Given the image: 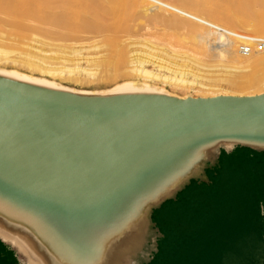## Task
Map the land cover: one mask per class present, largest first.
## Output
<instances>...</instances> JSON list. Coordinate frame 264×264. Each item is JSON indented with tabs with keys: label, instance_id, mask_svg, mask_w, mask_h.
Here are the masks:
<instances>
[{
	"label": "bare ground",
	"instance_id": "bare-ground-1",
	"mask_svg": "<svg viewBox=\"0 0 264 264\" xmlns=\"http://www.w3.org/2000/svg\"><path fill=\"white\" fill-rule=\"evenodd\" d=\"M237 1L248 8L261 6L263 10L259 15L264 17V0ZM164 4L174 9L175 14L198 23L206 21L168 3ZM205 11L211 19L223 22L226 26L241 27L243 24L227 17L224 20L215 11L207 9ZM3 26L13 29L8 33L9 38H18L24 42L30 39L27 31H36L52 38L69 37L81 29H96L90 22L88 13L59 10L50 0H0V29ZM252 31L258 36H264V26H254ZM216 38L218 41L212 42L210 36L200 35L199 42L202 43L204 40L211 48H225L221 49L224 52H220L219 57L229 60L230 63L241 64L237 53L232 50L233 43ZM109 43L112 49L116 47L114 39H110ZM150 55L142 62L138 61L136 66L133 65L132 72L143 74V77L168 81L176 88L184 85L203 87L198 81L199 77L197 80L193 77L192 81H188L187 77H183L185 74L177 76L178 70L174 72L165 68V65L163 67L160 61L154 60ZM125 62L121 53L119 66L125 65ZM260 62L256 60L251 66L256 67ZM148 67H153L156 73L148 71L146 69ZM161 73L171 74L166 77ZM256 80V75L252 74L233 84L243 88L255 84ZM0 81L82 99L120 96L189 99L169 96L153 86L131 82L104 93L78 92L45 79L2 69ZM260 95L264 93L246 97ZM223 96L232 95L212 93L213 98ZM238 144L264 149V138L222 135L182 140L164 146L140 147L123 155L125 165L133 175L117 179L92 178L83 183L77 180H71L72 182L47 180L24 167L8 149H0V237L19 249L30 264H129L131 254L143 240L141 228L149 224L151 207L172 196L192 174L199 172L200 165L211 159L220 147L231 148Z\"/></svg>",
	"mask_w": 264,
	"mask_h": 264
},
{
	"label": "rangeland",
	"instance_id": "rangeland-1",
	"mask_svg": "<svg viewBox=\"0 0 264 264\" xmlns=\"http://www.w3.org/2000/svg\"><path fill=\"white\" fill-rule=\"evenodd\" d=\"M126 1L128 2L118 0H50L54 7L59 10L67 9L79 14L88 13L90 22L96 29H81L69 37L52 36V38L36 31H27L26 34L30 39L24 42L19 41L18 38H9L8 33L13 29L9 26H3L1 27L2 31H0V69L45 79L63 88L78 92L104 93L124 83L131 82L147 84L164 94L180 98H213L212 93H226L229 96L232 95L231 97H246L264 93V51L261 52L257 48H253V54L246 57L239 53L238 46L233 43L232 50L237 53L241 64L230 63L229 60L219 57V53L225 48H211L204 40L202 43L199 42L200 35L210 36L212 42L217 40L200 23L159 8L146 0ZM160 1L230 31L264 38V36H258L252 31L254 26H264V17H260L263 10L261 6L248 8L238 4L237 0ZM205 9L217 12L224 20L227 17L243 24L241 27L226 26L223 22L220 23L211 19ZM7 28L8 31H6ZM110 39L116 41L114 49L111 48ZM121 53H123L126 62L125 65L119 66ZM136 54H139L138 57L135 56ZM149 54L154 57V60L160 61L162 66L165 65V68L172 69L174 72L178 70V72L176 71L177 76L185 74L183 77H187L188 81H192L193 77L197 80L199 77L200 80L198 81L203 84L204 88L195 85H184L176 88L168 81L143 77V74L132 72L136 63L145 60ZM256 60H260V64L252 67V63ZM171 63L174 67L168 66ZM185 67L186 69H184ZM146 69L156 73L153 67ZM170 74L161 73L166 77H169ZM252 74H255L257 78L255 84L243 88L233 84L235 81L244 80ZM212 157L200 165L198 173L210 165ZM198 173L192 174L189 178L197 176ZM131 175L133 173H130L128 177ZM183 188L184 184L176 191ZM255 200L257 202H254ZM263 206V195L254 198H242L237 206V209H240L237 213L240 219L237 222L241 232L248 233L250 230L252 232L255 230L254 233L257 234L254 237L257 239L254 250L240 251L237 258L238 264H264V242L262 241L264 219L257 218L259 216L258 210L259 208L262 210ZM156 208L157 205L151 207L149 224L141 228L143 233L141 243L146 245L155 244L159 238L154 224L151 222L152 213ZM169 224L168 221L164 222L162 228L167 232L170 230L169 233H171L173 229H170L171 224ZM183 238L185 235H178L175 241L167 238L166 243L168 246L180 244L176 241L183 240ZM194 238V244H201L199 235L198 237L195 235ZM24 260V264H29L27 259Z\"/></svg>",
	"mask_w": 264,
	"mask_h": 264
},
{
	"label": "water",
	"instance_id": "water-1",
	"mask_svg": "<svg viewBox=\"0 0 264 264\" xmlns=\"http://www.w3.org/2000/svg\"><path fill=\"white\" fill-rule=\"evenodd\" d=\"M222 135L264 138V95L82 99L0 81V149L50 181L128 177L134 149Z\"/></svg>",
	"mask_w": 264,
	"mask_h": 264
},
{
	"label": "crops",
	"instance_id": "crops-1",
	"mask_svg": "<svg viewBox=\"0 0 264 264\" xmlns=\"http://www.w3.org/2000/svg\"><path fill=\"white\" fill-rule=\"evenodd\" d=\"M212 158L209 166L185 181L183 189L157 205L151 222L159 238L155 244L140 243L129 264H238L240 251L254 250L257 234L241 232L237 206L242 198L264 196V149L220 147ZM258 213L257 218L264 219V206ZM166 221L171 233L162 228ZM178 235L185 238L168 246L167 238L175 241ZM195 235L201 244H194ZM24 259L0 237V264H24Z\"/></svg>",
	"mask_w": 264,
	"mask_h": 264
},
{
	"label": "built area",
	"instance_id": "built-area-1",
	"mask_svg": "<svg viewBox=\"0 0 264 264\" xmlns=\"http://www.w3.org/2000/svg\"><path fill=\"white\" fill-rule=\"evenodd\" d=\"M154 3L157 7L163 8L168 11H174L170 6L156 1V0H148ZM205 28H207L215 37L223 39L225 42L234 43L238 46V51L243 56H249L252 54L253 48H257L258 50H264V39H258L246 34L237 33L234 31H230L226 28L218 26L216 24L207 22V21H199Z\"/></svg>",
	"mask_w": 264,
	"mask_h": 264
}]
</instances>
